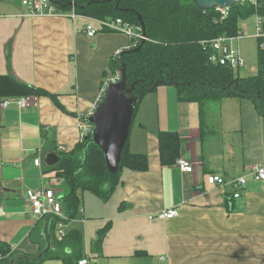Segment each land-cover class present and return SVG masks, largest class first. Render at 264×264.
I'll return each instance as SVG.
<instances>
[{"label":"crops","instance_id":"0c3cea01","mask_svg":"<svg viewBox=\"0 0 264 264\" xmlns=\"http://www.w3.org/2000/svg\"><path fill=\"white\" fill-rule=\"evenodd\" d=\"M90 19L70 12L31 15L24 0H0V75L11 74L57 97L40 95L35 105L2 107L5 98L0 107V242L36 260L53 248L56 219L34 218L27 191L50 186L61 198L69 192L46 156H61L81 142L82 116L98 106L111 78V59L130 43L122 32L89 36ZM242 29L240 40L247 34ZM218 102L181 101L173 84L142 99L129 148L147 155L148 168L124 169L106 200L79 189L77 216L69 218L64 210L66 235L72 229L82 233L90 264H264V180L249 175L253 165L264 166V116L246 98ZM160 131L181 135L179 158L194 163L191 172L177 162L162 163ZM212 173L226 180L248 176L241 197H233L230 185L209 184ZM170 208L179 210L176 217H156ZM109 223L101 252H94L98 232ZM46 254L27 264H63Z\"/></svg>","mask_w":264,"mask_h":264},{"label":"trees","instance_id":"16d2710c","mask_svg":"<svg viewBox=\"0 0 264 264\" xmlns=\"http://www.w3.org/2000/svg\"><path fill=\"white\" fill-rule=\"evenodd\" d=\"M50 2L61 13L74 11L79 15L99 19L122 18L131 24H141V17L146 39L140 40L136 47L120 54L126 68L127 88L134 85L130 95H135L138 99L134 117L142 99L158 86L166 84L175 85L178 98L186 102L206 103L229 96L246 98L264 116V51L258 47V72L250 76H241L231 66L211 61L214 53L212 40L222 35L233 36L242 32L241 20L255 14L264 15V0H257L256 4L237 2L226 16L217 8L202 9L193 0ZM119 56L110 61L111 75L120 71ZM29 95L54 94L25 83L11 74L0 75V107L5 98ZM103 97L104 94L101 100ZM53 98L57 100V97ZM82 119L89 121L87 116H82ZM158 139L162 163L175 164L181 154V135L176 131H160ZM148 164L146 154L130 150L128 139L122 152L119 170L111 173L103 151L91 141L90 134L70 152H61L60 161L50 169L56 170L68 183L70 190L62 197L63 209L69 218H75L81 207L79 189L106 200L122 182L124 169L144 171ZM110 226L111 223L98 232L92 246L94 252H101ZM53 239V248L46 256L59 257L63 264H77L84 258L83 236L79 230L72 229L65 237L55 236ZM68 249L70 253L67 252ZM0 254L3 256L0 264H10L17 252L0 242ZM36 261L38 260L25 255V258L16 259L13 264Z\"/></svg>","mask_w":264,"mask_h":264},{"label":"built area","instance_id":"2783aa9c","mask_svg":"<svg viewBox=\"0 0 264 264\" xmlns=\"http://www.w3.org/2000/svg\"><path fill=\"white\" fill-rule=\"evenodd\" d=\"M238 2L245 4L251 3L256 4L257 0H239ZM29 8V13L31 15H52L57 14L58 11L50 0H24ZM223 16L228 14L229 8H217ZM73 17L77 14L74 11L70 12ZM90 21L86 24V30L89 36H94L98 31H116L122 32L127 35L130 39V43L127 47L117 50L115 57L119 56L122 52L131 50L136 47L140 40L146 39L144 35V28L141 24H131L124 21L122 18H93L90 17ZM254 37L258 42V47L261 51H264V15L255 14L254 23ZM244 32L240 31L237 35L228 36L222 35L214 40H212V45L214 48V53L211 55V61L213 63H219L221 65L231 66L233 69H240L245 65L246 60L243 57L238 41L243 37ZM121 79V71H118L113 77H111L103 85L101 97L105 94L108 85L111 82L119 81ZM16 102L21 107H26L31 104L37 103V96H21V97H9L2 102V107H6L10 103ZM97 106L87 115L89 117L95 111ZM81 127V141L92 134L93 124L89 121L81 120L79 124ZM35 164L40 166L42 164V158L38 156L35 158ZM177 165L186 172H191L194 168V163L186 158H179L177 160ZM249 175L255 180H264V166L263 165H253L249 169ZM207 181L209 184L215 186H225L230 185L233 190V197L239 198L245 191L247 185L248 176L242 175L239 177L231 178L226 180L221 174L212 173L207 176ZM27 199L31 206V214L36 219L45 218L47 216H52L56 219V234L59 238L66 236V231L64 229V221L67 219L65 216L62 198L50 186H41L33 188L27 191ZM179 210L177 208H170L160 212L156 217L161 219H172L178 215ZM154 218V216H150ZM3 256L0 254V258ZM161 260H165L164 256L160 257ZM77 264H90L87 258H82Z\"/></svg>","mask_w":264,"mask_h":264},{"label":"water","instance_id":"95a60500","mask_svg":"<svg viewBox=\"0 0 264 264\" xmlns=\"http://www.w3.org/2000/svg\"><path fill=\"white\" fill-rule=\"evenodd\" d=\"M238 1L239 0H193V2L202 9H230ZM140 22L143 26L141 17ZM138 48L139 47H137V49ZM118 60L121 63V79L111 82L108 85L103 99L99 102L94 113L89 116V122L93 124L91 141L96 143L103 151L108 170L111 173H116L119 170L122 152L129 139L130 127L134 119L135 105L138 101L135 95H130L134 85L127 88L126 68L121 60V55L118 57ZM60 159L61 156L57 152H51L47 154L45 162L53 166L57 164ZM49 217L50 216H48L47 219ZM47 252L48 250L43 252L37 260ZM22 258H25V256L17 254L12 258L10 264H13L16 259Z\"/></svg>","mask_w":264,"mask_h":264},{"label":"rangeland","instance_id":"374dc122","mask_svg":"<svg viewBox=\"0 0 264 264\" xmlns=\"http://www.w3.org/2000/svg\"><path fill=\"white\" fill-rule=\"evenodd\" d=\"M254 23L255 16L243 19L240 22L241 26H245L247 33L244 39L238 41V44H240L239 49L246 60L245 65L237 69V72H239L241 76L255 74L258 70V43L256 38L252 37V33L255 31ZM114 75L115 74L111 75V77ZM215 102L219 103L218 101ZM218 105L220 104H216L215 106ZM216 109L219 110L218 108Z\"/></svg>","mask_w":264,"mask_h":264}]
</instances>
